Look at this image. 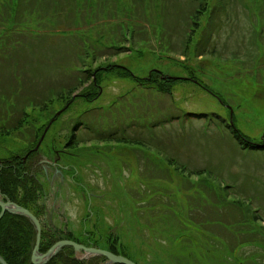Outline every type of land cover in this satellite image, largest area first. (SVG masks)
Here are the masks:
<instances>
[{
	"label": "rangeland",
	"instance_id": "obj_1",
	"mask_svg": "<svg viewBox=\"0 0 264 264\" xmlns=\"http://www.w3.org/2000/svg\"><path fill=\"white\" fill-rule=\"evenodd\" d=\"M10 2L0 0V159L23 155L81 96L43 146L69 150L61 163L73 169L48 202L66 208L51 222L78 236L95 226L103 248L112 233L136 264H264V150L233 134L264 142V0H208L199 20L193 0H21L16 18ZM110 65L189 81L161 94L113 70L56 95ZM75 129L85 142L66 147ZM112 132L128 140L94 135Z\"/></svg>",
	"mask_w": 264,
	"mask_h": 264
},
{
	"label": "trees",
	"instance_id": "obj_2",
	"mask_svg": "<svg viewBox=\"0 0 264 264\" xmlns=\"http://www.w3.org/2000/svg\"><path fill=\"white\" fill-rule=\"evenodd\" d=\"M193 1L197 3V8L194 13L195 18L199 20L201 16L208 11V0ZM20 4L21 0H11L9 4L10 17L13 16V18H16ZM113 70H118L121 73H125L127 75L122 74L124 78H131L139 86L146 87L147 89H153L161 94L171 95L172 91L170 88H168L169 83H173L175 81H184L183 79L170 80L168 77L167 79H164L160 76L162 73L159 74L158 72L154 71H152L151 75L147 78L134 77L126 69L110 65L106 68H101L98 71H85L88 75L83 78L79 77L78 85L74 86L73 84H65L60 88L65 89L66 91L56 93V95L59 96L63 94L71 96L75 93L74 90L78 89L77 87L79 85L83 86L88 81H92L91 85L95 87L100 80V74L103 75L105 74V72ZM94 73L96 74L95 81H93ZM79 97L81 96H77L75 99H72V103ZM41 104H43V101H41ZM66 111L67 109L64 112ZM22 112L21 114H23ZM22 122V117H20V120H18V122H13V124H11V121H8L7 127L5 126V130H16L23 125ZM45 128L46 127L41 129L42 133H40V135L37 134L34 137L30 136L31 146L25 151L23 155H15L9 159H0V193L10 199L11 202L30 210L39 219L45 216L46 213L44 205L45 189L42 185V182L44 181L41 177L38 176L39 172L42 173V169L34 167L38 161V157L35 156L34 151H31L26 163H24L23 161L24 156L28 154L32 148L36 147ZM75 131L76 129L72 134L73 142L78 144L81 140L76 139L77 136ZM123 133L126 134V132ZM233 134L234 137L239 141V143L245 146V148H249L252 150H264V142H262L263 147H257L260 144H254L250 142V140L239 130L235 129V127H233ZM31 135H34V133L31 132ZM94 135L99 139L103 138L116 141L128 140L123 136H119V132H112L104 136H100L101 134ZM45 142L46 138L43 141L42 146L45 144ZM84 226L85 224L83 225V228L81 227V234L79 236L76 234H72L70 237H67L65 239L73 240L87 247H97L108 250L116 255L125 256L124 254L127 253V249L124 244H121L118 236L110 233L108 239L109 245L103 248L96 242L97 240L95 241V239L101 240V234L99 235V237H97L98 232L95 231L96 227L94 226L93 231H90V235H92L93 237H85L84 233H87V231H84ZM60 240L63 239L57 237L51 229H48L47 226L42 224V238L40 245L41 253H47L49 249ZM35 242L36 231L32 223L28 219L22 216L11 215L9 213H6L4 215V217L0 221V256L3 257L8 264H32L31 258L33 255ZM105 262H107V258L105 257H93L90 260L79 261L75 257L74 249L71 247H66L48 264H104Z\"/></svg>",
	"mask_w": 264,
	"mask_h": 264
},
{
	"label": "flooded vegetation",
	"instance_id": "obj_3",
	"mask_svg": "<svg viewBox=\"0 0 264 264\" xmlns=\"http://www.w3.org/2000/svg\"><path fill=\"white\" fill-rule=\"evenodd\" d=\"M81 125V124H80ZM81 136V140H84ZM77 139V138H76ZM66 145L69 146H76L80 147L81 142L78 144L73 142V136L71 135L70 140L66 143ZM44 146V145H43ZM43 146L41 145L38 151H34L35 156L38 157V161L35 164V168L42 169V173H38V176L42 178L44 182H42V185L45 189V197H44V205H45V216H43L40 220L41 223L45 226H47L48 229H51L57 237H60L62 239H65L67 237H70L72 234H76L73 230L69 229L66 225L68 223V220L65 219L64 226L58 227L55 226L51 222V218L57 213L56 215L59 217V219L63 218L66 212V208H64V204L62 202L63 199L60 200L61 203L57 205V209L53 210V213H51L50 208L48 207V202L50 200H54L55 204L56 202L61 198V191L63 189L68 190V183L66 182V173L73 170L72 166H66L61 163L63 156H69L70 151L69 150H60L56 147V145L53 143L49 147L46 148V150H43ZM34 148H32L33 150ZM30 150V151H32ZM43 150V151H42ZM31 152H29L28 155ZM25 155V156H26ZM27 156V158H28ZM24 163L27 162V159L24 158ZM27 166V165H26ZM25 166V167H26ZM24 167V168H25ZM75 180V178H74ZM66 190V191H67ZM69 191V190H68ZM68 196V194H67ZM75 196L80 200L79 196L75 194ZM83 199L86 198L85 196L82 197ZM64 208V210H62ZM94 216V214H93ZM92 216V217H93ZM85 237H93L90 235V233H84Z\"/></svg>",
	"mask_w": 264,
	"mask_h": 264
},
{
	"label": "water",
	"instance_id": "obj_4",
	"mask_svg": "<svg viewBox=\"0 0 264 264\" xmlns=\"http://www.w3.org/2000/svg\"><path fill=\"white\" fill-rule=\"evenodd\" d=\"M177 79V78H176ZM62 111H60L57 116H60ZM48 128H46L40 142L34 150H38L41 145ZM0 220L4 217L6 213L12 215H18L27 218L35 228L36 231V242L34 252L31 258L33 264H48L55 256L60 253V251L65 247H72L75 251V256L79 260H87L92 257H106L108 262L106 264H136L135 262L127 259L124 256H118L109 252L107 250L99 248H87L84 245L78 244L71 240H62L56 243L46 254L40 253V242L42 236V226L38 218H36L28 209L12 203L9 199L3 197L0 194ZM0 264H8L3 257L0 256Z\"/></svg>",
	"mask_w": 264,
	"mask_h": 264
}]
</instances>
